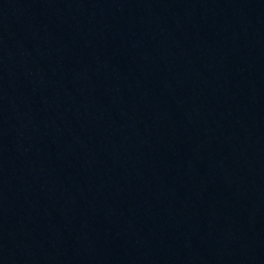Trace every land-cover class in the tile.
Instances as JSON below:
<instances>
[{"label": "water", "instance_id": "obj_1", "mask_svg": "<svg viewBox=\"0 0 264 264\" xmlns=\"http://www.w3.org/2000/svg\"><path fill=\"white\" fill-rule=\"evenodd\" d=\"M0 264H264V0H0Z\"/></svg>", "mask_w": 264, "mask_h": 264}]
</instances>
